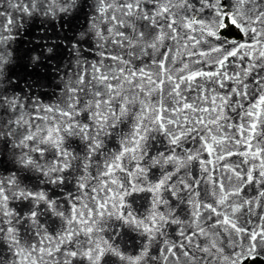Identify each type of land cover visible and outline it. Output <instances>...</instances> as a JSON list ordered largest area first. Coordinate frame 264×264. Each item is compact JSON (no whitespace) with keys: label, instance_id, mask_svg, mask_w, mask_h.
<instances>
[{"label":"snow or ice","instance_id":"6c2138e0","mask_svg":"<svg viewBox=\"0 0 264 264\" xmlns=\"http://www.w3.org/2000/svg\"><path fill=\"white\" fill-rule=\"evenodd\" d=\"M11 7L22 18L58 16L63 28L80 3L15 0ZM93 7L90 30L65 37L67 45L41 39L25 53L34 68L54 60L61 47L69 54L66 65L48 63L54 75L72 76L63 106H41L43 116L26 112L35 93L13 82L17 50L0 47V148L11 164L0 178V216L10 226L0 232L19 249L21 264H46L45 257L109 264L112 256L125 264H254L264 252V0H96ZM97 20L107 24L101 28ZM230 26L241 39L220 35ZM13 27L18 21L4 15L0 30ZM93 37L118 51H101L85 67L80 57L97 55L83 47H92ZM7 39L0 34V44ZM193 90L195 97L185 95ZM225 128L233 131L225 135ZM139 193L146 203L134 208ZM60 198L68 215L57 211ZM257 209L259 223L242 221ZM51 216L61 231L45 236L43 247L22 248L12 225L47 233ZM173 225L178 236L169 241ZM120 229L141 239L135 255L109 242ZM157 243L164 247L153 255Z\"/></svg>","mask_w":264,"mask_h":264},{"label":"water","instance_id":"95a60500","mask_svg":"<svg viewBox=\"0 0 264 264\" xmlns=\"http://www.w3.org/2000/svg\"><path fill=\"white\" fill-rule=\"evenodd\" d=\"M15 2V0H0V23H3L4 15H10L12 18L16 19L19 23V29L17 30L16 27H13L12 30L8 32H4L0 30V34L9 37V39L5 40L3 44H0V47L9 50L8 44L11 43L12 48L16 49L17 52L13 53V55H18L20 57L19 60L14 61V75H13V82L19 83V87L24 90V92L35 93L33 96V104L29 105L26 109V112L29 115H39L43 116L46 113L40 111V107L43 106L47 108L48 106H60V100L63 97V89L65 83L68 81L69 77L72 76V73H69L68 77H65L63 72L61 71L60 75H54L53 70L48 66V63L52 65H60L61 61L63 64L66 65L69 63V54L66 51L65 47H61L57 49L58 55L52 61H49L46 64L41 65L39 68H34L30 63H28V58L25 53L30 50L36 42H39L41 39L47 40L49 45H67L68 40L65 37H72L77 34V32L84 30L85 28L91 29L92 19L97 16L95 8L93 7L96 0H79L80 8L72 14V18L69 24H64L63 28L61 27V21L58 16L56 17H41L35 16L32 18H22V14L15 11L11 7V3ZM69 19V18H65ZM97 24L103 28L104 25L107 24L106 20H97ZM43 26V27H42ZM111 27V25H108ZM107 35V33H105ZM221 36L226 37L228 39H241L242 37H229L222 32L220 33ZM91 44L93 45L90 47L88 44L83 45L85 53L91 51L97 53L96 56H81L80 60L85 63V67L88 63H96L97 60L100 59L99 52H111V54H117V49L115 48L114 44L109 43L107 40L103 42V48L100 47L101 42L96 38L93 37ZM180 47V46H177ZM191 50V49H190ZM11 51V50H9ZM181 52H183V48L181 47ZM147 63V61H145ZM71 63L73 67L78 70V66L76 64V58H71ZM104 63L112 64L113 62L105 60ZM63 66V65H62ZM61 66V67H62ZM151 67V66H150ZM154 70V68H153ZM208 70V69H206ZM233 69L230 67L229 71ZM33 85L32 88H28L27 85ZM59 85L60 87H57ZM204 87H211L213 89L216 88L215 85H211L210 82H205ZM17 95H21L19 89H17ZM223 94V93H220ZM185 95H191L193 97L196 96L195 90L191 92H185ZM37 101L39 103H37ZM35 108L36 111L33 112L32 109ZM12 118H16L14 114H9ZM227 115L231 118V122L235 124L237 122V117L235 113L228 112ZM241 115L243 113L241 112ZM7 118V117H5ZM37 124L42 123L40 120H36ZM46 123V121H44ZM233 130L229 128L223 129L225 135L231 133ZM110 147L113 148L115 151V145L110 144ZM188 147V145H185ZM192 147H196V145H192ZM231 147V145H229ZM179 151V150H177ZM206 159H212V157L205 156ZM231 159L236 160V157H232ZM129 169H131L132 165L129 163L126 165ZM11 168V164L6 159V155L3 152L2 148H0V178H7L8 176V169ZM156 175H159L158 173ZM121 181L123 182V177H120ZM148 181L154 182V176L152 172L147 174ZM135 182V181H134ZM95 186V184L93 185ZM115 191V189L113 190ZM251 191V190H250ZM146 196L145 193H139L136 196V203L133 207H137L139 205H143L146 203L144 197ZM166 197V194H165ZM167 198V197H166ZM61 199L60 207L57 211H63L66 215L69 214L68 206L63 203V198ZM83 203H89L87 196L84 197ZM205 203H210L211 198H207L204 201ZM10 207L14 208L17 211H20L22 205L18 202H13L10 204ZM188 209L185 211V215H187ZM256 215H245L242 218L243 220H249L250 226L256 225L260 221L258 220V216L261 215L259 209L255 210ZM8 219L6 217L0 216V228H7L10 225L8 224ZM180 219H184L182 215ZM43 220V218H42ZM57 218L55 216L49 217L44 223L47 227V233H43L41 229L33 228L30 225L24 224L23 226L20 225H12L18 229V236L17 238L20 240V246L26 250L29 249V245L34 247H43L48 244V240L45 239V236H54L58 234L61 229L53 223L56 221ZM109 223H112L109 221ZM53 228H56V233H53ZM175 225L169 227L166 232V238L169 241L176 240L178 236L177 231H173ZM106 231H111L110 228H107ZM121 235L119 238L112 237L109 239L106 233L102 232L99 235L102 236L104 239H109L110 243H115L116 248L127 256H133L136 254L139 245L142 243L141 239L135 234L130 233L128 235L123 234V230H119ZM187 231V229H185ZM40 233L37 235V233ZM203 239V238H200ZM223 243V240H222ZM159 247L161 250L163 249L164 245L157 243L153 245V255H156L155 248ZM19 251V249L14 248L10 241L7 239V235L4 232H0V264H21V258H18L15 255V252ZM230 249L225 247L224 255H228ZM260 258L264 260V252L260 253ZM60 259L59 254H57V261ZM46 264H56L55 261L50 260L48 257H45ZM39 264V262H38ZM109 264H125V262L120 261L117 257L112 256L109 260ZM151 264V262H149ZM180 264H183V260L181 259ZM220 264H224V261L221 260Z\"/></svg>","mask_w":264,"mask_h":264},{"label":"trees","instance_id":"16d2710c","mask_svg":"<svg viewBox=\"0 0 264 264\" xmlns=\"http://www.w3.org/2000/svg\"><path fill=\"white\" fill-rule=\"evenodd\" d=\"M222 33L229 37H236V38L241 37L239 31L235 28H232L231 26L229 27L228 30L223 31ZM249 264H252V262H249ZM254 264H264V260L260 258L257 261H255Z\"/></svg>","mask_w":264,"mask_h":264}]
</instances>
